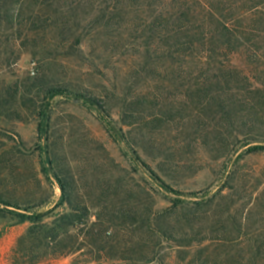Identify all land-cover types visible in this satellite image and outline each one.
<instances>
[{
  "label": "rangeland",
  "instance_id": "374dc122",
  "mask_svg": "<svg viewBox=\"0 0 264 264\" xmlns=\"http://www.w3.org/2000/svg\"><path fill=\"white\" fill-rule=\"evenodd\" d=\"M6 1L0 264H254L264 243V152L247 150L264 145V64L246 48L211 64L170 56V30L162 19L155 27L166 0H29L13 22ZM215 62L257 92L223 94L226 109L195 94ZM53 88L96 103L51 99ZM18 213H45L64 243L21 244L39 227Z\"/></svg>",
  "mask_w": 264,
  "mask_h": 264
},
{
  "label": "trees",
  "instance_id": "16d2710c",
  "mask_svg": "<svg viewBox=\"0 0 264 264\" xmlns=\"http://www.w3.org/2000/svg\"><path fill=\"white\" fill-rule=\"evenodd\" d=\"M26 1L29 0L6 1L9 21L13 22L16 18H23L18 14L19 11L16 12V8L18 6L22 8L27 3ZM42 1L46 2L47 0ZM166 2L167 12L157 11L159 18L155 20V27L158 25L156 23L162 19L163 26L170 30L165 38L171 50L170 56L179 55L183 60L210 61L211 64V61L229 62L228 53L246 48L252 58H256L264 64V0H166ZM28 20L38 21L40 16L34 14V17H30ZM261 43L263 47L258 45ZM216 62L214 64L216 72L210 67V64L205 70V73H214L211 79L201 78V82L190 87L195 94L203 98H212L214 101L219 100L221 106L226 109L221 102L223 94L238 92V94L254 95L257 92V88L238 69L228 68L223 66V63L216 64ZM60 95L74 96L73 93H68L66 89L61 88H53L48 92V97L51 99ZM74 97L78 100L92 101L83 95L77 94ZM233 105L236 104L230 102L227 107L233 110ZM43 117L44 122L41 124V128L46 125L44 114ZM114 136L116 135L114 134ZM249 141L247 139L244 142V147L250 144ZM263 152L264 145H254L247 150V153L260 154ZM141 164L164 190L174 192L148 165L143 162ZM62 189L68 199L67 188L63 184ZM18 216L22 223L28 221L39 227V229L32 228L22 238L21 244L27 240H39V242H46L56 248L64 243L65 240L62 239L58 231H52L45 225V213H18ZM89 237L97 242L112 245L109 239H101L99 234L90 232ZM98 257L101 258V256ZM263 258L264 243H256L252 261L254 264H260Z\"/></svg>",
  "mask_w": 264,
  "mask_h": 264
},
{
  "label": "built area",
  "instance_id": "2783aa9c",
  "mask_svg": "<svg viewBox=\"0 0 264 264\" xmlns=\"http://www.w3.org/2000/svg\"><path fill=\"white\" fill-rule=\"evenodd\" d=\"M32 72H33V74H35L34 67H32Z\"/></svg>",
  "mask_w": 264,
  "mask_h": 264
}]
</instances>
